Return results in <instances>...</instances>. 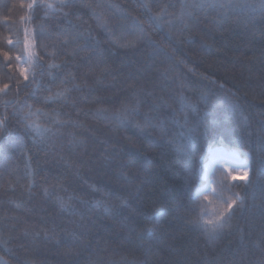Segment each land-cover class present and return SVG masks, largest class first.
Returning <instances> with one entry per match:
<instances>
[{"label":"trees","instance_id":"trees-1","mask_svg":"<svg viewBox=\"0 0 264 264\" xmlns=\"http://www.w3.org/2000/svg\"><path fill=\"white\" fill-rule=\"evenodd\" d=\"M101 2L114 6L95 9L110 24L127 14L147 38L113 47L89 8L73 9L103 62L91 53L89 71L78 58L80 90L45 103L71 83L45 75L50 92L17 97L15 58L25 30L63 21L44 20L32 0H0V264H264L262 0H183V15L182 0ZM214 148L247 153L250 167L247 182L216 172L217 188H231L223 200L243 202L222 228L204 221L226 204L198 195Z\"/></svg>","mask_w":264,"mask_h":264},{"label":"snow or ice","instance_id":"snow-or-ice-1","mask_svg":"<svg viewBox=\"0 0 264 264\" xmlns=\"http://www.w3.org/2000/svg\"><path fill=\"white\" fill-rule=\"evenodd\" d=\"M147 8L148 12L151 13V8L147 5H143ZM262 6H264V0H262ZM30 9H44L45 14L43 19L47 20L49 18V13L52 14V18L57 21H63V23H57L55 31H47L43 25L40 27L38 33L29 34L28 30H25L23 48L26 56L17 55L16 61L19 65L21 62L25 67L19 68V76L23 80V85L21 87V81L17 79L16 82V95H19L23 91H27L32 88L31 95H37L40 91L50 92L51 88L42 84V79L47 75L50 80H59L60 84L71 83V88H63L62 90L56 92L54 95H45L42 100L45 103H51L59 99H67V94L73 89L77 91L80 90V84L76 83L77 76L73 71L74 67H80L76 64L77 59L84 61L88 66L89 71H92V56L91 53H96V59L98 62H103V53L98 51V45L101 43L91 31L83 30L81 25L73 23L70 16L77 15L72 10L78 7H87L92 12L93 18L98 22V25L103 29L104 42L108 43L113 47L120 48H134L138 42L146 39V33L143 28L139 26L135 18H129L127 14L121 16L117 24H110L105 20L101 13L95 11L96 8H112L111 4H104L101 0H95L94 3H85V0H55V2H49V0H32V3L28 5ZM186 5L181 3V15H183V9ZM219 7H225L224 4H220ZM68 9V11H65ZM167 14L166 8H162L160 14L151 15L153 21L159 22L162 15ZM169 24L172 23L171 20L168 21ZM48 41V43H46ZM9 44L12 43L11 40L8 41ZM37 43L39 45V53L36 51ZM5 58L9 59L8 54L5 53ZM63 58L62 63L58 62ZM70 58V59H69ZM72 65L73 67H69ZM5 67H11V65H5ZM55 70V73L54 71ZM107 71V68L104 69ZM62 73V75L60 74ZM11 79V77H9ZM9 85L5 84L3 88H0V92L7 95L5 91L8 89ZM14 102V101H13ZM8 103L5 102V106ZM25 108L27 111H25ZM39 111V110H38ZM99 111V110H98ZM19 112L22 113V119L27 121L30 117L34 116L35 113L31 110V105L26 103L21 105ZM7 119V117H5ZM59 122V121H57ZM3 121H0V131L2 128ZM27 127H35L39 130V125L26 124ZM45 131H50V129H45ZM247 156V153H245ZM262 174H264V169H261ZM233 180L242 176L248 177V168L245 165L243 171L229 172ZM231 191V188L227 185H222L218 188H213L212 193L214 197L221 199L222 203L226 204L223 211H217L211 220L204 221L206 224H217V227L222 228L224 225L222 223H217L223 220L225 213L230 212L233 205L240 201L241 206L243 202L239 194H233L232 198L228 200H223V192ZM47 194V189H45ZM207 199V197H205ZM47 235V233H45Z\"/></svg>","mask_w":264,"mask_h":264},{"label":"rangeland","instance_id":"rangeland-1","mask_svg":"<svg viewBox=\"0 0 264 264\" xmlns=\"http://www.w3.org/2000/svg\"><path fill=\"white\" fill-rule=\"evenodd\" d=\"M25 67L21 62L19 68ZM248 154L245 156V153L226 148H214L210 149L208 152V159L205 163V172L203 176V184L198 189V195L207 197V203L210 204L208 199L209 196H214L212 193L213 188H217L216 172L220 170L223 175L233 182H247L250 176V167L248 164ZM245 165L248 168V177H238L236 180H233L228 176L229 172L243 171ZM217 209L215 207L211 208L210 218L212 219Z\"/></svg>","mask_w":264,"mask_h":264}]
</instances>
